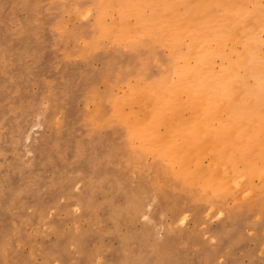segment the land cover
<instances>
[{
  "label": "rangeland",
  "instance_id": "374dc122",
  "mask_svg": "<svg viewBox=\"0 0 264 264\" xmlns=\"http://www.w3.org/2000/svg\"><path fill=\"white\" fill-rule=\"evenodd\" d=\"M97 1L0 0V264H264V168L253 173L264 139L261 150L250 144L251 163H236L229 190L213 194L163 176L154 156L141 154L130 108L118 101L139 77L173 80L169 52L108 45L94 26ZM189 114L159 127L165 143L187 131L195 121ZM226 114L209 122L221 126L218 135L202 134L225 157L226 134L244 143L250 126L260 127L236 118L222 133ZM207 158L204 167L212 166Z\"/></svg>",
  "mask_w": 264,
  "mask_h": 264
},
{
  "label": "bare ground",
  "instance_id": "6f19581e",
  "mask_svg": "<svg viewBox=\"0 0 264 264\" xmlns=\"http://www.w3.org/2000/svg\"><path fill=\"white\" fill-rule=\"evenodd\" d=\"M96 10L97 16L94 26L97 27L99 35L109 41L108 45L110 42L125 44V47L129 43L137 46L138 44H155L166 47L167 52H169L170 58H166V60H169V67L175 75L173 80L169 78V74H167L168 76L162 75L156 80L146 76L139 77L137 83L128 88V95L118 101L121 108L122 106L130 108L127 117L129 132L139 140L141 154L145 151L152 154L154 156L152 159L163 167L165 172L163 176L167 173V177L170 175L172 178L173 175V178L176 177L179 181V178H182L188 183L187 185L193 186V183L198 184L199 187L203 185L214 192L213 194L219 190L221 192L228 189L230 184L226 186V182L230 176H234L236 163L240 160L247 164L251 163L253 160L248 158L249 154L253 155V152H249L251 151L250 144H259L257 146L259 147L260 142L264 139V128L262 127L264 126V0H98ZM110 11H121L119 18L117 19L114 15L116 20L106 21L105 18ZM89 12L91 13L90 9ZM84 13L86 12L84 11ZM131 14L134 15V17L131 16L135 18L134 23L132 21L131 23L127 22L129 19L126 18H129L128 15ZM88 33L85 32V34ZM86 56L87 54L82 57ZM156 74L158 75V73ZM132 105L138 109L131 110ZM190 108H193L194 111L186 112ZM183 110L186 113H194L195 121L192 122L195 124L191 126H193L195 133L187 134L191 130L190 128L188 131V125L192 122L186 125L188 122L186 120L185 125L188 128L186 132L184 131L186 134L183 133L181 138L175 137V139L172 138L165 143L164 141L167 139L160 135L159 127L172 125L170 124L172 120H175L177 124L178 121L179 123L183 122L184 118H181L189 114L183 115ZM222 112H226L231 119L227 126L228 130L224 129L225 131L222 133L226 134L230 130L229 124L233 121L232 119L236 118L246 120L247 124L258 121L257 123L260 125L257 129L250 126L253 136L247 137L244 143H240V139H234L226 134L228 138L225 139V143L223 142L227 147V150L223 151L226 157L212 152L214 145L213 148L211 146L206 147L207 138L205 139L202 135L205 128L212 131L210 133H217L216 135H218L217 131L221 126L214 125V127H219L217 129L211 128L209 122L213 118L215 121ZM123 113L125 112L122 111V115ZM220 118L222 120V117ZM211 126L213 125L211 124ZM182 127L184 128V126ZM175 129H178L177 125ZM199 131L202 137L197 135ZM164 132L166 135V130ZM182 136L184 137L182 138ZM213 139L211 140L213 141ZM182 140L184 144L181 143ZM190 140H193L195 144H192L193 141ZM186 142L187 144L190 143V146H185ZM262 147L259 149L261 150ZM263 148V153L260 151L261 154L257 155L261 162L260 168L253 169V173L258 176L263 175ZM239 154L240 156H238ZM205 157L210 159V164L212 163L213 167L209 163V166L204 164V167L202 165V158L205 159ZM207 159L206 161H209ZM171 164H176L177 171L176 169L173 171V165L172 169L170 168ZM213 164L219 167V170L214 168ZM162 179L166 182V178ZM155 180L157 181V179ZM162 185L164 184L160 183V186ZM198 186L196 187L198 188ZM233 195L235 196L236 193ZM234 196L233 198L236 197Z\"/></svg>",
  "mask_w": 264,
  "mask_h": 264
}]
</instances>
